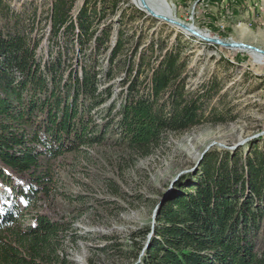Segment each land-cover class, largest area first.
<instances>
[{"label": "trees", "instance_id": "obj_1", "mask_svg": "<svg viewBox=\"0 0 264 264\" xmlns=\"http://www.w3.org/2000/svg\"><path fill=\"white\" fill-rule=\"evenodd\" d=\"M72 3L54 1L51 31L57 36L64 27L71 37L76 34L79 49L59 47L45 55L39 38L0 26V264H67L60 250L69 225L50 200L59 157L109 140L148 154L166 133L201 120L200 100L186 97L178 81L180 54L167 50L147 91H140L137 73L129 79L119 119L97 121L94 113L108 103L111 87L100 84L94 61H73L72 54H88L83 43L90 23L87 2L75 19ZM100 32L98 44L109 38L106 27ZM121 46L119 37L111 57ZM111 70L110 65L103 74L111 76ZM175 184L136 264H264V151L244 159L238 151H208ZM151 228L132 236L135 259Z\"/></svg>", "mask_w": 264, "mask_h": 264}, {"label": "rangeland", "instance_id": "obj_2", "mask_svg": "<svg viewBox=\"0 0 264 264\" xmlns=\"http://www.w3.org/2000/svg\"><path fill=\"white\" fill-rule=\"evenodd\" d=\"M54 1L0 0V26L39 38V49L45 55L59 47L79 49L76 34L71 37L64 27L57 36L52 34ZM85 1L90 36L83 44L88 54L79 51L72 58L84 60L86 56L87 62L94 61L100 84L111 87L108 103L94 113L97 121L119 119L120 102L127 95L129 79L137 73L140 91H147L153 69L167 50L180 54L178 81L186 97L201 102L198 124L166 133L148 154L109 140L66 154L54 163L50 200L69 225L60 250L67 264H136L145 252L147 238L135 259L132 236L152 225L155 208L175 189L173 179L193 172L204 151H238L242 159L256 149L264 151V58L197 38L132 0H73V19ZM154 1L158 8L171 7L173 18L201 33L264 49V0ZM104 27L109 38L98 44L95 37ZM119 37L122 50L111 57ZM110 65L111 76H105ZM111 102L114 107L108 116ZM30 219L27 215L26 221Z\"/></svg>", "mask_w": 264, "mask_h": 264}, {"label": "water", "instance_id": "obj_3", "mask_svg": "<svg viewBox=\"0 0 264 264\" xmlns=\"http://www.w3.org/2000/svg\"><path fill=\"white\" fill-rule=\"evenodd\" d=\"M141 3H142V7L145 8L149 14H151V15L159 18V19H162V20H164L166 22H169L170 24H172L174 26H177V27L185 30L186 32H188V33H190L192 35L201 37V39H203L205 41H209V42H212V43H216L218 45H221V46H224V47H227V48H245V49H251L254 52L259 53L260 55L264 56V49H261V48H259L257 46H254V45H251V44H248V43H244V42H241V41H234V40H223V39H220V38H217V37L200 36L199 31H196L197 28L194 27L193 25H190L188 23L181 22V21L173 18L172 16H169L168 14H161V13H158V12H156L154 10L149 9L147 7V3L145 2V0H141ZM205 153H206V151H204L201 154V156L199 157L196 165L191 169V171L196 170L197 166L200 164L201 160L204 158ZM182 174L183 173L178 174L173 179L172 183L176 182ZM158 208H159V206L156 207L155 210H154L153 220H152V228H151V232L148 234V237H147V242H146V245H145V250L149 246L150 240H151V238H152V236L154 234L156 214H157Z\"/></svg>", "mask_w": 264, "mask_h": 264}, {"label": "bare ground", "instance_id": "obj_4", "mask_svg": "<svg viewBox=\"0 0 264 264\" xmlns=\"http://www.w3.org/2000/svg\"><path fill=\"white\" fill-rule=\"evenodd\" d=\"M137 6H139L140 8H142V4H141V1L140 0H132ZM145 2H146V0H145ZM147 7L149 8V9H151V10H154V11H157V12H161V14H168L169 16H172V17H174L173 16V14H172V12H173V9L171 8V7H169V6H163V10L161 9V7L160 8H158L157 6H156V3H155V1L154 0H147ZM161 9V10H160ZM147 12V11H146ZM162 12H165V13H162ZM166 12H168V13H166ZM170 12H171V14H170ZM196 31H199V30H197L196 29ZM199 33H200V36H207V37H211V36H209V35H207V33L205 34V32H203V33H201L200 31H199ZM188 34V33H187ZM197 38H199V37H197ZM201 39V38H200ZM241 49H245V48H241ZM248 52H250V53H252L253 55H255V58L256 57H260L261 58V55L259 54V53H256V52H254L253 50H251V49H246ZM263 58H264V56H263Z\"/></svg>", "mask_w": 264, "mask_h": 264}]
</instances>
